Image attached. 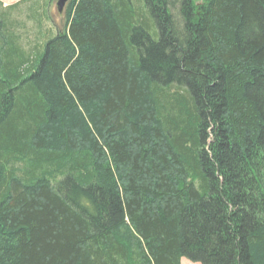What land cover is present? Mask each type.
I'll return each instance as SVG.
<instances>
[{"label": "trees", "instance_id": "1", "mask_svg": "<svg viewBox=\"0 0 264 264\" xmlns=\"http://www.w3.org/2000/svg\"><path fill=\"white\" fill-rule=\"evenodd\" d=\"M28 1L40 30L48 0L0 3V264H264V0H70L32 53Z\"/></svg>", "mask_w": 264, "mask_h": 264}, {"label": "rangeland", "instance_id": "2", "mask_svg": "<svg viewBox=\"0 0 264 264\" xmlns=\"http://www.w3.org/2000/svg\"><path fill=\"white\" fill-rule=\"evenodd\" d=\"M19 0H0L2 6L12 5ZM57 0H48L46 5V11L48 14V19L45 20L42 16V29H37L36 21H34L33 13L26 10V7L30 4V1L23 3L20 7L15 9L9 16L8 19L13 21V28L16 33L19 34L21 44L24 46L26 52H33L35 49L41 46L44 40L45 32L44 30H49V32L55 33L54 31L61 30L64 24L63 13H58L56 8ZM39 12L42 11V0L38 3ZM41 32L43 34H41ZM181 264H198L193 263L188 259H181ZM200 264V263H199Z\"/></svg>", "mask_w": 264, "mask_h": 264}, {"label": "water", "instance_id": "3", "mask_svg": "<svg viewBox=\"0 0 264 264\" xmlns=\"http://www.w3.org/2000/svg\"><path fill=\"white\" fill-rule=\"evenodd\" d=\"M69 0H57L56 1V8L58 10V13H61L63 11V7Z\"/></svg>", "mask_w": 264, "mask_h": 264}]
</instances>
